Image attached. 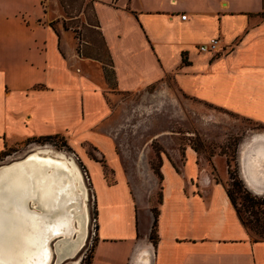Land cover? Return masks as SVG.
<instances>
[{
    "label": "crops",
    "instance_id": "obj_1",
    "mask_svg": "<svg viewBox=\"0 0 264 264\" xmlns=\"http://www.w3.org/2000/svg\"><path fill=\"white\" fill-rule=\"evenodd\" d=\"M91 2L113 92L167 81L264 128V0ZM50 20L40 0H0V152L52 136L99 152L104 165L81 153L97 224L90 264H264V241L250 238L230 202L219 156L203 162L190 144H174L160 155L159 175L150 169L146 188L134 185L140 181L126 173L102 127L110 107L97 61L78 57L67 32ZM215 37L218 53L198 52ZM237 165L251 192L239 149Z\"/></svg>",
    "mask_w": 264,
    "mask_h": 264
},
{
    "label": "rangeland",
    "instance_id": "obj_2",
    "mask_svg": "<svg viewBox=\"0 0 264 264\" xmlns=\"http://www.w3.org/2000/svg\"><path fill=\"white\" fill-rule=\"evenodd\" d=\"M40 2L50 14L51 25L57 22L67 32L69 42L78 57H90L98 62L96 64L103 76L102 85L107 92L110 107V116L102 127L112 139L126 173L140 181L134 185L146 188L143 181L148 178L150 169L158 175L160 155L167 154L165 149L172 150L174 144H190L203 162L210 161L211 157L217 155L220 157L218 169L224 180L222 183L226 192L229 191L233 195L235 209L250 238L253 241L264 240L262 197L264 194L253 192L254 195L251 190L249 192L246 189L240 179L237 165V152L241 143L252 134H264L263 126L180 94L167 81L137 93L113 92L112 73L106 50L94 29L96 23L91 0H40ZM212 116L216 119H212ZM48 147L67 157H73L81 170L89 194L88 239L76 259L61 264H88L96 243L97 224L93 193L81 161V153L104 165L99 152L90 144L82 143L80 148L66 136L32 138L11 145L7 149L10 154L1 158L0 163L21 158L30 150ZM103 169L110 178L108 168ZM209 170L212 172L214 168L209 165ZM153 213L156 214L155 207ZM51 264H55V260Z\"/></svg>",
    "mask_w": 264,
    "mask_h": 264
},
{
    "label": "bare ground",
    "instance_id": "obj_3",
    "mask_svg": "<svg viewBox=\"0 0 264 264\" xmlns=\"http://www.w3.org/2000/svg\"><path fill=\"white\" fill-rule=\"evenodd\" d=\"M239 155L245 184L263 195L264 134L244 140ZM26 156L0 168V254L5 264L76 259L89 225V194L81 170L73 157L49 147L30 150Z\"/></svg>",
    "mask_w": 264,
    "mask_h": 264
},
{
    "label": "built area",
    "instance_id": "obj_4",
    "mask_svg": "<svg viewBox=\"0 0 264 264\" xmlns=\"http://www.w3.org/2000/svg\"><path fill=\"white\" fill-rule=\"evenodd\" d=\"M181 20L186 19V15L180 16ZM221 40L219 37L210 39L207 43L201 44L197 47L199 53H218L221 48Z\"/></svg>",
    "mask_w": 264,
    "mask_h": 264
},
{
    "label": "trees",
    "instance_id": "obj_5",
    "mask_svg": "<svg viewBox=\"0 0 264 264\" xmlns=\"http://www.w3.org/2000/svg\"><path fill=\"white\" fill-rule=\"evenodd\" d=\"M44 138H51V137H44ZM10 153H9V150H5V151H3V152H0V159L1 158H3V157H6V156H8ZM158 175H159V173H158ZM227 195H228V198H229V200H230V202L232 203V205L234 206L235 204H234V198H233V195L229 192V191H227ZM234 208H235V206H234ZM236 212H237V214H238V216H239V213H238V211L236 210ZM239 218H240V216H239ZM240 220H241V218H240ZM242 221V220H241ZM243 223V222H242ZM244 224V223H243ZM155 226H156V221L154 222V224H153V228H152V232H151V234H150V239L151 240H153V241H155ZM244 226H245V224H244ZM245 228H246V226H245ZM247 229V228H246ZM262 241H264V240H262ZM88 264H90V262L88 263Z\"/></svg>",
    "mask_w": 264,
    "mask_h": 264
},
{
    "label": "snow or ice",
    "instance_id": "obj_6",
    "mask_svg": "<svg viewBox=\"0 0 264 264\" xmlns=\"http://www.w3.org/2000/svg\"><path fill=\"white\" fill-rule=\"evenodd\" d=\"M2 198H3V189L0 188V205H2V203H3V199ZM0 264H5V261L3 259L2 254H0ZM36 264H45V262L41 261V260H37Z\"/></svg>",
    "mask_w": 264,
    "mask_h": 264
},
{
    "label": "water",
    "instance_id": "obj_7",
    "mask_svg": "<svg viewBox=\"0 0 264 264\" xmlns=\"http://www.w3.org/2000/svg\"><path fill=\"white\" fill-rule=\"evenodd\" d=\"M27 155V154H26ZM26 155H24L23 157L21 158H18V159H14V160H11L10 162H7V163H0V168H3V167H7V166H10L14 163H19V162H22L26 159ZM26 156V157H25Z\"/></svg>",
    "mask_w": 264,
    "mask_h": 264
},
{
    "label": "flooded vegetation",
    "instance_id": "obj_8",
    "mask_svg": "<svg viewBox=\"0 0 264 264\" xmlns=\"http://www.w3.org/2000/svg\"><path fill=\"white\" fill-rule=\"evenodd\" d=\"M65 262V261H64ZM63 263V262H62Z\"/></svg>",
    "mask_w": 264,
    "mask_h": 264
}]
</instances>
